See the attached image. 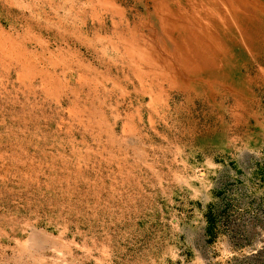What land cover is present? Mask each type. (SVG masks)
<instances>
[{
  "label": "rangeland",
  "instance_id": "1",
  "mask_svg": "<svg viewBox=\"0 0 264 264\" xmlns=\"http://www.w3.org/2000/svg\"><path fill=\"white\" fill-rule=\"evenodd\" d=\"M0 264H264V0H0Z\"/></svg>",
  "mask_w": 264,
  "mask_h": 264
}]
</instances>
